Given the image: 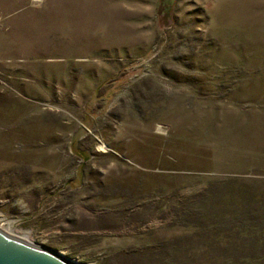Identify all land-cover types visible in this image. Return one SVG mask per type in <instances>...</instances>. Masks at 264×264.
<instances>
[{"label":"rangeland","instance_id":"rangeland-1","mask_svg":"<svg viewBox=\"0 0 264 264\" xmlns=\"http://www.w3.org/2000/svg\"><path fill=\"white\" fill-rule=\"evenodd\" d=\"M0 230L264 264V0H0Z\"/></svg>","mask_w":264,"mask_h":264},{"label":"water","instance_id":"water-1","mask_svg":"<svg viewBox=\"0 0 264 264\" xmlns=\"http://www.w3.org/2000/svg\"><path fill=\"white\" fill-rule=\"evenodd\" d=\"M42 248L44 249L31 247L0 233V264H69L74 262L67 256L61 255L68 261L63 262L57 258L60 252L49 250L44 246Z\"/></svg>","mask_w":264,"mask_h":264},{"label":"bare ground","instance_id":"bare-ground-1","mask_svg":"<svg viewBox=\"0 0 264 264\" xmlns=\"http://www.w3.org/2000/svg\"><path fill=\"white\" fill-rule=\"evenodd\" d=\"M0 233L1 234H3V235H5V236H7V237H9V238H11V239H13V240H16V241H19V242H21V243H24V244H26V245H29V246H31V247H34V248H38V249H44V248H42L41 246H37L36 244H33L31 241H29V240H27L28 238H26V239H24V238H19V237H17V236H12L11 234H9V232H6V231H4L3 233H2V230H0ZM25 236V235H24ZM58 256H57V258H59L60 260H62L63 262H68V261H66V259H64L60 254H57ZM71 264H77V263H74V262H70ZM69 263V264H70Z\"/></svg>","mask_w":264,"mask_h":264}]
</instances>
